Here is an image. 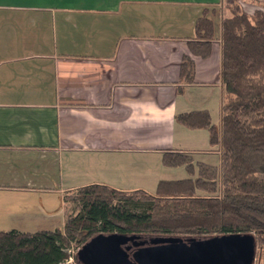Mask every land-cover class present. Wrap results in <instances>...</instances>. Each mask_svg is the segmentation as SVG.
<instances>
[{
	"label": "crops",
	"instance_id": "0c3cea01",
	"mask_svg": "<svg viewBox=\"0 0 264 264\" xmlns=\"http://www.w3.org/2000/svg\"><path fill=\"white\" fill-rule=\"evenodd\" d=\"M225 3L0 0V230L63 228L65 195L87 184L153 193L187 177L164 165L166 150L220 164L208 129L176 115L207 109L221 125ZM244 4L252 13L264 0ZM204 10L217 35L205 57L189 46Z\"/></svg>",
	"mask_w": 264,
	"mask_h": 264
},
{
	"label": "trees",
	"instance_id": "16d2710c",
	"mask_svg": "<svg viewBox=\"0 0 264 264\" xmlns=\"http://www.w3.org/2000/svg\"><path fill=\"white\" fill-rule=\"evenodd\" d=\"M244 2L231 0V14L221 23V125L207 109L176 115L189 128L208 129L210 149L220 154V164L166 150L164 165L184 166L188 176L161 179L153 193L100 183L78 187L65 195L75 207L63 228L0 230V264H63L73 245L78 250L100 233L142 238L248 233L264 252V4L250 13ZM216 38L215 22L204 10L190 49L208 56ZM181 75L188 83L194 79L189 55L183 57Z\"/></svg>",
	"mask_w": 264,
	"mask_h": 264
},
{
	"label": "water",
	"instance_id": "95a60500",
	"mask_svg": "<svg viewBox=\"0 0 264 264\" xmlns=\"http://www.w3.org/2000/svg\"><path fill=\"white\" fill-rule=\"evenodd\" d=\"M253 234L209 237L97 234L81 246L80 264H254Z\"/></svg>",
	"mask_w": 264,
	"mask_h": 264
},
{
	"label": "rangeland",
	"instance_id": "374dc122",
	"mask_svg": "<svg viewBox=\"0 0 264 264\" xmlns=\"http://www.w3.org/2000/svg\"><path fill=\"white\" fill-rule=\"evenodd\" d=\"M230 1H231V0H225V2H226V3H225V6H227V4H228ZM225 8H227L228 11H230L228 7H225ZM222 14H223V13H221V15H222ZM216 22L218 23L217 20H216ZM69 206H70V209H71V210H74L75 204H74L73 202H69ZM76 252H77V249H76V247L73 245V246L71 247V249L69 250V254H70V256H69L68 262L65 263V264H78V263L76 262L75 258H74V256L76 255ZM254 264H264V252L261 251V250L258 249V248L256 249V259H255Z\"/></svg>",
	"mask_w": 264,
	"mask_h": 264
},
{
	"label": "built area",
	"instance_id": "2783aa9c",
	"mask_svg": "<svg viewBox=\"0 0 264 264\" xmlns=\"http://www.w3.org/2000/svg\"><path fill=\"white\" fill-rule=\"evenodd\" d=\"M67 262H68V260L65 263H67ZM65 263H63V264H65Z\"/></svg>",
	"mask_w": 264,
	"mask_h": 264
}]
</instances>
